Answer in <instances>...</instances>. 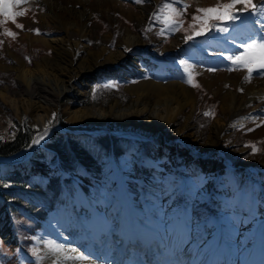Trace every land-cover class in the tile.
I'll return each mask as SVG.
<instances>
[{
	"label": "bare ground",
	"instance_id": "obj_1",
	"mask_svg": "<svg viewBox=\"0 0 264 264\" xmlns=\"http://www.w3.org/2000/svg\"><path fill=\"white\" fill-rule=\"evenodd\" d=\"M43 3L45 12L39 17V26L61 31V36H32L28 34L26 36L31 44L39 41L45 49V53L51 50L54 57L43 55L33 63V66L29 67L21 58L8 51V54L13 57L12 67L23 86L24 94L22 98H16L11 96L12 94L5 87L0 89V97L10 104L15 114L20 112L19 100L21 101L26 112L32 115L39 124V132L43 131L45 118L50 114L51 110L48 105H57V101L62 94L68 97L67 105L80 100L84 96L88 79L95 77L97 69L107 65L111 68V71H114L117 67H119L117 68L118 71L124 69L136 72L145 71L142 66L136 68L134 61L125 54V51H111L105 46L98 52L89 51L87 56H81V52L87 50V45L83 42V39L89 36V28L86 26V19L83 16L86 12L95 8V3L83 0H43ZM116 4V2L113 4L108 2L105 4L99 3L97 8L105 16ZM76 6H79V8L76 9ZM144 12L145 10L142 8L140 14H133L130 11L126 16L130 20L136 21L143 17L141 13ZM125 36L121 44L125 45L126 48L139 43V39H134L130 32ZM151 68L153 73H158L157 68ZM201 81L202 85H206L205 89L215 86L220 98V109L226 115H230V119L228 121H225L224 118L216 119L205 144L198 143L196 139L190 140L191 134L188 128L183 127L172 138L176 142L178 140L183 141L185 147L180 148V150L173 149L171 156L168 155L164 162L155 157L152 164L144 165L141 163L136 167L124 161L125 170H128V172L121 175L124 178L123 183L120 173L118 174V171L112 166L108 177H106L110 198L104 205L91 206L84 191L78 186L73 202L66 207L65 214L62 213V218L66 219L67 222L62 221L63 223L54 229L60 240L67 244L63 245L65 250L75 249L78 251L79 243L85 241L81 254L87 255L89 261L68 260L66 264H152V262L158 264H260L258 256L250 255L246 260H237L232 257V251L236 248L233 246L235 244L230 243L228 240L233 238V234L230 228L224 226V224L228 222L230 216L241 212L243 214L241 222L235 223L236 229L245 233L247 232L244 228L246 224L250 227V230L259 231L260 221L264 219V210L261 203L253 200L254 197L251 198L249 194L240 196L239 193L233 192L234 183L232 179L223 176L226 170L225 162L219 161L216 164V159L213 158L210 164L208 158L211 157V154L220 153L214 145V141L219 136L227 135L230 127L242 124L246 119H255L259 117L261 112H264V80H250V82L242 84L239 76L228 77L218 75V73L209 75V73L204 72ZM227 82L230 83L228 86L231 88L225 89L224 83ZM39 84L49 85V87L45 86L48 91L40 93L36 89V85ZM238 89H242V91H238ZM33 92L38 97L37 100L32 99ZM130 92L136 97L135 104L120 108H116L117 105L111 106L109 113H114V116L122 122L137 120L148 111L147 98L151 96L154 102L150 110L147 128L152 129L155 133L162 132L177 115L188 107H192L195 103L194 91L180 81L161 85L143 80L132 86ZM63 112L68 116L67 119L74 124L99 123L108 114L107 110L97 105L77 109L64 108ZM260 131L264 133V128ZM187 140L193 144L196 150ZM39 144H32L31 141L18 155L12 156L10 159L26 163L25 161L29 160L31 153ZM197 150H201L200 153L210 155L204 162L209 166L206 169V177H211V180L205 188L200 186L199 190L192 191L190 203L198 211L204 210L206 206H210L212 203L211 210H206V212L208 217L211 214L215 215L214 218L218 227L207 228V233H203L205 231L200 221L201 217L195 218L194 213H191L193 223H189V214H181L180 217L174 216L173 221L168 222L169 224L161 222L159 225L153 226L154 218L150 212L152 211L151 208L154 210L155 207L149 206L146 210H143L130 197L133 196L134 192L143 193L144 189L140 185L141 182L149 183L151 180H158L157 183L161 184L162 188L161 196H164L167 194L166 182L168 181L170 182V188H174L172 190L175 194L173 196L175 197L173 206L176 207V211L180 209L182 200L186 199L184 187L181 185L176 190L177 185L172 180L178 177L176 172L179 171V162L189 158L187 159L188 162H184L186 167L187 163L195 159L194 155L198 152ZM177 157L180 159L179 161H175ZM188 169L189 171L184 172L182 176L192 179V174H196L195 179L199 180L200 185L203 180L202 172ZM56 170L64 175V172L59 168ZM49 171L51 170L48 168L46 172ZM114 182L115 187L113 186ZM129 183H132L137 189L128 188L126 184ZM189 189H192V187L190 186ZM154 194L157 195V192ZM173 197L168 195L163 201ZM158 206L164 207L162 205ZM85 214L90 216L91 225H85ZM251 214L255 215V219L251 218ZM68 215L69 217H67ZM106 220H109L112 224L109 230H106L105 227ZM248 223L251 225H248ZM63 224L65 225L63 226ZM208 224L211 225L212 221ZM179 227L181 228L180 231L175 229ZM154 228H157L160 232L155 231ZM233 229H235L234 226ZM72 230H75V233ZM163 230L168 231L167 234L162 236L165 237L164 242L160 238ZM119 235L123 240L117 246H114L113 238ZM214 236H217L218 244L214 247H208V242ZM189 237H192V239H189ZM238 239H242V236H238ZM197 240L203 242L204 250L199 251L195 248ZM131 243L137 244L138 253L129 261L127 248ZM69 254L72 253L69 251ZM120 256L125 257L121 259Z\"/></svg>",
	"mask_w": 264,
	"mask_h": 264
},
{
	"label": "rangeland",
	"instance_id": "obj_2",
	"mask_svg": "<svg viewBox=\"0 0 264 264\" xmlns=\"http://www.w3.org/2000/svg\"><path fill=\"white\" fill-rule=\"evenodd\" d=\"M90 3H95V8L91 9L90 11L86 12L83 17L86 19V26L89 28V36L83 39V42L87 45V50L81 52V56H87L89 51L98 52L102 47H107L111 51H118V50H125V45H122L123 38L126 37L128 32L134 37V39H139V43L137 45L133 46L130 51H125L126 55L128 54L129 58L134 59V66L137 68L139 67L137 64H143L140 63L141 61L145 60L148 61L151 60L149 63L153 62H163V64L167 65L168 70L171 71L167 75H163L161 77H154L152 76L150 72L151 67H144L145 71L136 72L124 69L122 72L118 71L117 68H115L114 71H111V68L109 66L104 65L101 69H97V77L93 76L92 78L88 79V82L85 87V93L80 100L76 101L75 103H69L67 105L68 97L66 95H63L58 99L57 105L49 104L50 107V114L48 117L45 118V124L52 118V114L55 113L57 116V119L53 122V125L56 124L58 126L62 127H69V128H87V127H93L94 131H98L101 129L106 130H127V131H133L134 133H138L140 135L149 136L152 140H158L154 142V148L151 149V151L154 153L161 144L163 143V138H165L166 142H174V136L180 129L183 127H187L191 137L190 140L196 139L198 143L205 144L207 142V136L210 132V129L216 121V119H222L224 118L225 121H228L230 119V115H226L221 109H220V98L218 96L217 89L215 86L210 87V89H205L206 85L201 84L202 75L204 72H207L210 74L218 73L223 76H239L240 77V83L244 84V76L246 75V72L241 70H234V71H228L227 69L231 67L230 62L225 61L223 59V56L221 53L225 55L232 54L237 51H242V49L237 48V46H230L231 44H241L243 42H247L249 37H256L259 38L260 36L264 35V32H261L260 30V24L264 23V20H260L258 23H252L249 22V20H246L245 17L248 16V14H245V16H242V20H239L235 23L236 27L234 29L229 30L227 33L224 34L221 40L218 39H212L211 43L208 45H204L206 48L209 49L208 52L204 53H198L196 55V58H188V63H191L195 66V71L198 73L195 77L198 84H200L201 88L206 91L205 92L200 88L196 87L195 90H193L190 85L186 84L188 88L194 91L195 94V103L192 107H188L185 109L181 114L177 115L175 119L168 124L167 127L163 129L162 132L155 133L152 131V129L147 128V125L149 124V115L150 110L153 106L154 99L153 97L149 96L147 98L149 109L147 112L142 114L137 120H126L122 122L118 117L114 116V113H109L111 106H116V108L129 106L130 104H135V95L130 92V88L132 86H135L139 82L146 80L155 84H161L165 85L167 83H172L175 81H182L183 82V69L181 65H178L176 63H170L165 56L167 54H172L176 56H180L183 54V49L185 48L184 43V35L182 33H175L170 34L171 36L168 38V40H165V37L161 36L158 37L155 34L152 33L153 28L156 26L153 22H151V14L153 11H155V8L159 5L160 0H143L142 3H137L136 0H83ZM173 1V0H172ZM193 1V2H192ZM226 2V0H222V2ZM117 3L113 9H110L108 11V14L105 16L102 15V12H100V9L97 8V5L99 3ZM262 0H254V3L260 4ZM211 3L212 5L217 3V0H175V6L176 7H182L183 5H188V8L186 10L185 15L183 18L186 19L185 23L188 25L191 21V16L195 13V10L197 8H202L205 4ZM43 0H30V3L23 5L22 7L24 9H27L26 15L22 17L17 18V22H20L19 24H22L24 26L23 30L18 29L15 27L14 24L11 22H7L3 25H0V33H2L4 28H7L13 32H17L19 35L18 40L24 41L26 45H24L23 48L20 49V51L15 53V55L22 60L23 58L26 59V57L22 54L29 55L31 57V63H25L31 67L33 66V63L40 59L43 55H48L49 57H54L53 52L49 50L47 53H45V49H43V46L39 41H35L34 43H30L27 34L28 35H35V36H44L46 34L51 36H61V31L57 30H46L45 28H42L39 26L40 22V15L44 13V5ZM200 6V7H195ZM76 9L79 8V6L75 7ZM144 9L145 12L141 13L143 17H141L139 20L133 21L130 20L126 15L128 12L131 11V13L140 14L141 9ZM157 12V10L155 11ZM29 15H33V17H30ZM258 19V18H255ZM153 21H157L153 19ZM34 23V24H33ZM158 23L163 28L164 25L158 20ZM30 29H38L40 34H35L33 31H30ZM150 29V30H147ZM121 31V34L117 37L116 34ZM29 32V33H28ZM168 33H171L169 31H166ZM0 40L3 41V44L0 45L2 47L0 49V89H3L4 87L12 94L11 96L16 98H22L24 92H23V86L19 79L17 78L16 71L13 69V57L8 54L9 49L6 45V42H8V45L12 46V38L4 36L0 34ZM137 41V40H136ZM215 42H218L215 44V47L211 46V44H214ZM192 43V42H191ZM26 47V48H25ZM32 47H41L40 53L37 56H31L30 50ZM30 49V50H28ZM11 52V50H10ZM12 52V53H13ZM45 53V54H44ZM221 56H218V55ZM141 57V61L137 62V59ZM148 63V64H149ZM158 63V62H157ZM145 65V64H144ZM208 68L216 69L215 71H208ZM106 76L109 78H117L121 80L119 84L116 85V87L109 89L112 92H116L119 94L116 97H112V99H108L105 102L101 101H94L93 95H92V89L94 87H97L98 90L102 89L99 88V85L95 84L98 82V80L101 79V77ZM236 79V78H235ZM250 80H264V76H261L258 72H254L250 78ZM184 83V82H183ZM95 84V85H94ZM230 83H224V88L228 89L231 88L228 86ZM49 85H43L39 84L36 85V89L40 93H46L48 91ZM92 86V88H91ZM227 86V87H226ZM233 89V88H232ZM236 91V89H234ZM204 95L206 98H204ZM51 96V95H50ZM50 96H47L48 98ZM52 97V96H51ZM96 97V95H95ZM53 98V97H52ZM32 99H38L36 94L33 92ZM0 102L3 106H0V135H3L5 124L7 123L6 117L11 116L17 120L20 119L21 116L27 117L30 120V123H34L39 128V124L36 122V120L33 118L32 115H30L26 110L24 109L23 104L19 100V114H15L13 111V108L10 106L8 102L3 101V99L0 97ZM91 105H97L105 110L108 111V114L105 118L102 119L99 123H86V124H74L73 122L69 121L67 119V115L63 112L64 108L69 109H77L81 107H88ZM206 106H214L210 108L208 111L206 109ZM204 112H211L213 116H204ZM264 119V112L263 114H260V117H257L255 119H246L244 123H242L243 127H240V124L234 125L230 127L229 131L227 132V135L219 136L218 139L214 141V145L216 148H219L220 151L226 155L231 156H238L242 153H249L248 156H255V157H248L245 161H239L234 163L235 166L238 169H241L240 171L244 174V178L246 177V174L252 179L254 178H262L264 177V143H260L261 141H264V133L260 131L264 128V123H260V121ZM61 124V125H60ZM257 124H259V127H257ZM186 128V129H187ZM172 132L171 134L167 135L169 131ZM248 129H253L252 131H248ZM113 131V132H114ZM63 133H59L57 131L49 130L48 135L40 141V144L36 146L34 149V154L36 151L41 150L39 146H42V149H44V143H48L51 141V139H54L55 137H58ZM165 137H164V136ZM125 138V137H124ZM236 138L238 139L237 145ZM253 139L255 140L256 146L260 149V151L252 155L251 149H246V144H254ZM132 140L140 141V139H135L133 137ZM160 141V142H159ZM188 141V140H187ZM192 147L194 148L193 144L188 141ZM133 144V143H131ZM183 141L178 142V149L183 146ZM171 146V145H170ZM166 149V152L169 151L168 146H164ZM195 149V148H194ZM202 149V148H201ZM196 150V149H195ZM44 151V150H43ZM198 152L195 154L196 156H204L205 154ZM166 157V155H165ZM219 159L218 155L211 154V157L208 158V163L211 164L212 159ZM128 162H130L131 165H135L134 156H129L127 159ZM136 159V161H138ZM110 161L117 167L119 173L125 174V168L123 165V162L120 158L112 157ZM134 161V162H133ZM42 162V161H41ZM45 162V161H44ZM244 164H248L250 166H255L256 169H259L262 171V173H257V171L249 170L248 172H245L242 168ZM51 165L49 162H45L44 164ZM232 170H237L236 168L233 169V167H230ZM230 171V170H229ZM245 185L241 184L240 188L237 189L239 193H247V190L244 188L249 187L253 191L259 189V183H255L256 185L252 184V180H249ZM89 187V191H87V198L88 201L92 206H101L103 204H106L109 200L108 195L105 192H101L100 190H103L101 187L92 186ZM244 187V188H243ZM69 188V187H68ZM106 188L104 187V190ZM263 189H264V181H263ZM71 192V188H69ZM75 189V193H76ZM103 190V191H104ZM107 190V189H106ZM72 193V192H71ZM74 193V194H75ZM255 193V191L253 192ZM74 197V196H73ZM139 199L143 200V195L137 196ZM74 200V198H73ZM73 200L70 202H66L65 206H62V208H66L69 206ZM144 204V203H143ZM87 216V215H86ZM89 217L86 219V221H89ZM58 221H49L47 224L48 227L56 228V226H59ZM107 224H109L107 222ZM110 225V224H109ZM108 226V225H107ZM3 229V224L1 226ZM0 228V230H1ZM12 240L8 241L7 243H17V238L15 237V234H12ZM53 237V239H52ZM34 241L37 243V248L35 250L38 251V254L41 257H44L41 264H52L53 257L49 256L47 250L44 247L45 241H54L55 243L61 245H67L65 242H62L60 239L56 238L53 234V232L49 231V233L46 230L38 231L37 234L33 235ZM83 245L81 242L79 243L78 251L77 252H83ZM114 245H116V242L114 241ZM76 248V249H77ZM34 255V254H33ZM31 255V256H33ZM30 256V255H29ZM29 256H26V264H37V260H32V258H29ZM28 261V262H27ZM67 262V261H66ZM1 264V263H0ZM16 264V263H15Z\"/></svg>",
	"mask_w": 264,
	"mask_h": 264
},
{
	"label": "snow or ice",
	"instance_id": "obj_3",
	"mask_svg": "<svg viewBox=\"0 0 264 264\" xmlns=\"http://www.w3.org/2000/svg\"><path fill=\"white\" fill-rule=\"evenodd\" d=\"M136 2L142 3L143 0H136ZM28 3H30V0H0V25L11 22L16 28L23 30L24 26L17 23V18L26 15L27 9H24L22 6ZM187 8L188 5L186 4L179 8L176 7L175 0L173 2H167L166 0V2L162 3L158 7L157 12L153 13L152 16V19L159 20L164 25L157 35L162 36L166 31L173 33L183 31L185 33L184 42L188 43L197 37L205 36L211 32L227 33L229 28L226 25L235 24L245 14H248L245 19L252 23H258L260 20H264V0L260 4L254 3V0H226V2L217 0L215 5L197 8L191 16V22L188 24V27L184 28L185 21L183 16ZM260 30L264 32V23L260 24ZM30 31H33L35 34H40L38 29H30ZM0 34L11 37L12 39L16 38V33L7 28H4ZM2 44L3 41L0 40V45ZM237 48L242 49V51H237L229 55L221 53L223 59L231 64V67L227 70L234 71L243 69L246 72L244 76L245 82H250V78L254 72H258L261 76H264V35L259 38L249 37L247 42L237 45ZM125 51L130 50L125 49ZM179 64L183 69V82L192 87H199V84L195 81V76L198 74L195 71V66L186 60H180ZM207 70L211 72L216 69L208 68ZM114 87L116 85L112 82L99 86L102 89H112ZM238 91H242V89H238ZM97 92L98 88L94 87L92 89L93 98H95ZM203 115L210 116L212 113L204 112ZM56 119L57 116L53 113L52 118L45 124L43 131H38L37 135L32 139V144H39L48 135ZM260 123H264V119ZM240 127H243V125L241 124ZM257 127H259V124H257ZM14 128L15 125L9 121V130L13 138L15 133L11 130ZM252 130L248 129V131ZM3 140L4 136L0 135V142ZM260 143H264V141ZM245 147L251 148L252 155L260 151L256 144H246ZM44 247L49 256L54 258L52 264H66L68 260L89 261L87 255L81 254L75 249L65 250L61 245L51 240L45 241ZM69 251L72 254H69ZM33 253L36 255L37 264H41L44 257H41L35 249Z\"/></svg>",
	"mask_w": 264,
	"mask_h": 264
},
{
	"label": "trees",
	"instance_id": "obj_4",
	"mask_svg": "<svg viewBox=\"0 0 264 264\" xmlns=\"http://www.w3.org/2000/svg\"><path fill=\"white\" fill-rule=\"evenodd\" d=\"M121 33V31H119ZM38 52L32 56H37ZM31 57L28 60L30 63ZM119 94L109 89H100L96 93L94 101L105 102ZM0 106H3L0 102ZM4 128V140L0 142V156H9L24 148L31 140L38 127L30 123L27 117L22 116L17 120L11 116L6 117ZM9 121L15 125L14 138L9 130ZM92 128V127H88ZM169 131L168 133H171ZM54 153L36 151L35 157L45 162H54L58 157L60 165L68 171H77L80 168L87 169L90 173L100 177L105 163L103 157L108 153V137L91 138L86 136H58L46 143ZM114 150L120 149L116 146ZM119 153V152H118ZM58 188V178L53 176L46 185L31 183L29 176L21 171L10 175H0V205H7L8 210L16 221L18 231L21 234V245L25 251L32 244L26 236L32 230L41 227L49 212L55 209V195ZM2 245V244H1ZM8 249L0 246V260L8 259Z\"/></svg>",
	"mask_w": 264,
	"mask_h": 264
},
{
	"label": "water",
	"instance_id": "obj_5",
	"mask_svg": "<svg viewBox=\"0 0 264 264\" xmlns=\"http://www.w3.org/2000/svg\"><path fill=\"white\" fill-rule=\"evenodd\" d=\"M18 165H22V167L26 168V165H24V163H16V162H0V169H1V173L5 174V173H9L11 171H15L18 168Z\"/></svg>",
	"mask_w": 264,
	"mask_h": 264
}]
</instances>
